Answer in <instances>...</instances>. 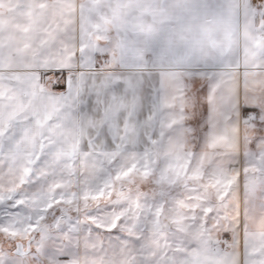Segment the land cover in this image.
I'll return each instance as SVG.
<instances>
[{
	"label": "snow or ice",
	"instance_id": "1",
	"mask_svg": "<svg viewBox=\"0 0 264 264\" xmlns=\"http://www.w3.org/2000/svg\"><path fill=\"white\" fill-rule=\"evenodd\" d=\"M256 13L264 20L260 5ZM111 67L104 47L81 44L66 65L39 71L40 85L48 77L54 80L49 81L50 87H38L32 112L23 116L31 123L22 132L32 135L36 143L35 160L49 159L44 167L25 169L19 190L8 195L0 192V264H67L82 245L105 255L127 253L131 264H183L193 243L207 248L210 264H264V236L249 237L247 192L242 197L239 190L241 173L247 175L254 167L264 170L261 153L253 147L264 138V132L248 142L243 161L237 152L226 162L234 178L215 200L204 199L196 187L184 186L177 191L151 178L135 193L114 198L109 181L119 169L124 175L129 171L149 177L154 174L149 172L140 141L154 145L157 132L147 126L141 130L139 117L106 122L96 134L105 139L103 150L95 147L96 137H89L84 147L79 141L68 143L64 133L74 114L100 102L94 92L96 81L101 70ZM217 75L215 67L205 68L192 84L195 87L200 79ZM206 94V88L197 89L198 96ZM250 98L254 97L245 90V99ZM234 110L245 120L254 118L264 130L260 120L264 108L241 103L239 91ZM211 120L210 109L201 103L182 131L203 142ZM11 127L4 124L0 113V156L5 139H11ZM56 176L58 182L52 183L50 177ZM178 204L184 206L182 217L161 226L164 210H173ZM25 240L26 244L21 243Z\"/></svg>",
	"mask_w": 264,
	"mask_h": 264
},
{
	"label": "crops",
	"instance_id": "2",
	"mask_svg": "<svg viewBox=\"0 0 264 264\" xmlns=\"http://www.w3.org/2000/svg\"><path fill=\"white\" fill-rule=\"evenodd\" d=\"M257 6L253 0H0V113L12 125L3 149L36 147L22 129L42 87L39 71L66 65L84 44L104 47L113 67L96 81L100 102L74 114L64 129L68 143L86 147L96 137L95 147L104 148L100 126L131 116L140 118L141 130L158 134L154 145L141 140V148L184 154L189 92L201 85L212 113L204 147L225 156L243 153L253 121L234 110L238 91L241 103L264 108V20ZM209 67L219 75L194 87L195 75ZM53 80H45L47 87ZM245 90L254 98L245 99Z\"/></svg>",
	"mask_w": 264,
	"mask_h": 264
},
{
	"label": "rangeland",
	"instance_id": "3",
	"mask_svg": "<svg viewBox=\"0 0 264 264\" xmlns=\"http://www.w3.org/2000/svg\"><path fill=\"white\" fill-rule=\"evenodd\" d=\"M253 1L260 5L264 0ZM41 86H47L45 80ZM199 87L201 85L189 92L190 104L187 120L191 117L194 109L198 111L200 104L203 103V96L197 95ZM250 128L253 130L250 141H254L257 136L261 135V132H264L259 129L256 121H253ZM5 144L8 145V142L5 141ZM253 147L261 153L262 162H264V138H261L258 145L253 144ZM98 149L103 150L104 148ZM141 150L146 153L145 159L148 161L149 172L154 174L149 177L139 171H129L127 175H124L122 174L123 169H119L117 175L109 181L114 198L126 196L129 192L135 193L151 178L166 187L174 186L177 191L182 190L184 186L196 187L204 199L215 200L222 192L228 190V182L234 178V173L228 170L226 164L233 156L219 155L207 150L204 147V141L199 142L190 134L187 152L184 154H164L160 149L152 147L141 148ZM34 151H36V147L27 150L3 149V155L0 156V192L8 195L19 190L20 181L25 178L26 168L45 166V161L49 158L41 157L37 162L32 155ZM243 153H241V161H243ZM50 179L52 183H56L59 177H50ZM239 190L242 197L247 192L249 202L248 235L250 238L259 239L264 236V170L258 171L254 167L249 169L247 175L241 173ZM231 191L235 196L234 185ZM183 211V204H178L173 210L165 209L160 218V225H170L173 220H179ZM22 242L27 243L26 240ZM211 259L212 257L204 245L193 243L192 250L187 253L183 264H210ZM67 264H131V257L127 253L113 254L109 252L105 255L88 250L82 245L79 252L69 257Z\"/></svg>",
	"mask_w": 264,
	"mask_h": 264
},
{
	"label": "built area",
	"instance_id": "4",
	"mask_svg": "<svg viewBox=\"0 0 264 264\" xmlns=\"http://www.w3.org/2000/svg\"><path fill=\"white\" fill-rule=\"evenodd\" d=\"M246 121H255V119L252 118V117H250V118H248Z\"/></svg>",
	"mask_w": 264,
	"mask_h": 264
},
{
	"label": "water",
	"instance_id": "5",
	"mask_svg": "<svg viewBox=\"0 0 264 264\" xmlns=\"http://www.w3.org/2000/svg\"><path fill=\"white\" fill-rule=\"evenodd\" d=\"M21 243H23V242L21 241Z\"/></svg>",
	"mask_w": 264,
	"mask_h": 264
}]
</instances>
